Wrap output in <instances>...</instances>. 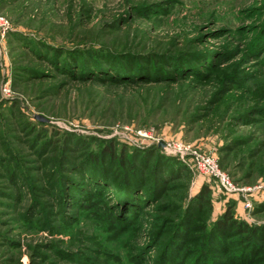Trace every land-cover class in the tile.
<instances>
[{"label":"rangeland","instance_id":"obj_1","mask_svg":"<svg viewBox=\"0 0 264 264\" xmlns=\"http://www.w3.org/2000/svg\"><path fill=\"white\" fill-rule=\"evenodd\" d=\"M0 6V264H264V0Z\"/></svg>","mask_w":264,"mask_h":264},{"label":"built area","instance_id":"obj_2","mask_svg":"<svg viewBox=\"0 0 264 264\" xmlns=\"http://www.w3.org/2000/svg\"><path fill=\"white\" fill-rule=\"evenodd\" d=\"M8 27H9V20L4 15L0 6V33L6 31ZM188 148L190 147L183 143H179L175 146V150L178 151L179 153H185V150H188ZM192 151L193 154L195 155L199 169L205 175L213 176L217 179H220V181L223 184H226V174L224 173V171H222L216 159L202 152L196 150H192Z\"/></svg>","mask_w":264,"mask_h":264},{"label":"trees","instance_id":"obj_3","mask_svg":"<svg viewBox=\"0 0 264 264\" xmlns=\"http://www.w3.org/2000/svg\"><path fill=\"white\" fill-rule=\"evenodd\" d=\"M111 67L112 66L99 69V70H102V71H98V72H101L104 76H106V77H108L110 79L118 78V80H121V78L115 77L114 73L112 72ZM128 74H129V71H127V69L117 73V75H119L120 77H123V78H125ZM231 219H232L231 214L230 213L227 214L225 216L224 220L218 223V227L220 229H222V230L225 229V228L233 227L234 225L231 226L232 223H230Z\"/></svg>","mask_w":264,"mask_h":264},{"label":"water","instance_id":"obj_4","mask_svg":"<svg viewBox=\"0 0 264 264\" xmlns=\"http://www.w3.org/2000/svg\"><path fill=\"white\" fill-rule=\"evenodd\" d=\"M163 145V144H162Z\"/></svg>","mask_w":264,"mask_h":264}]
</instances>
